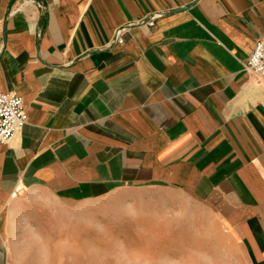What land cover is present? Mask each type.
Wrapping results in <instances>:
<instances>
[{"label": "crops", "instance_id": "crops-1", "mask_svg": "<svg viewBox=\"0 0 264 264\" xmlns=\"http://www.w3.org/2000/svg\"><path fill=\"white\" fill-rule=\"evenodd\" d=\"M257 40L264 0H0V93L26 115L0 144V264L18 204L141 192L188 198L264 264Z\"/></svg>", "mask_w": 264, "mask_h": 264}, {"label": "rangeland", "instance_id": "rangeland-1", "mask_svg": "<svg viewBox=\"0 0 264 264\" xmlns=\"http://www.w3.org/2000/svg\"><path fill=\"white\" fill-rule=\"evenodd\" d=\"M12 221L13 264H244L229 233L176 194L18 204Z\"/></svg>", "mask_w": 264, "mask_h": 264}, {"label": "built area", "instance_id": "built-area-1", "mask_svg": "<svg viewBox=\"0 0 264 264\" xmlns=\"http://www.w3.org/2000/svg\"><path fill=\"white\" fill-rule=\"evenodd\" d=\"M151 26L152 23H149ZM117 43L122 41L117 39ZM245 72L264 80V40H257L246 60ZM26 124L22 99L15 94L0 93V144H8Z\"/></svg>", "mask_w": 264, "mask_h": 264}]
</instances>
